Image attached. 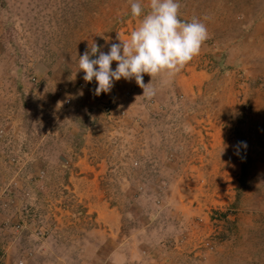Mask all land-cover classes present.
Here are the masks:
<instances>
[{
	"label": "rangeland",
	"instance_id": "1",
	"mask_svg": "<svg viewBox=\"0 0 264 264\" xmlns=\"http://www.w3.org/2000/svg\"><path fill=\"white\" fill-rule=\"evenodd\" d=\"M179 3L209 39L147 98L78 82L130 0H0V264H264V0Z\"/></svg>",
	"mask_w": 264,
	"mask_h": 264
},
{
	"label": "clouds",
	"instance_id": "2",
	"mask_svg": "<svg viewBox=\"0 0 264 264\" xmlns=\"http://www.w3.org/2000/svg\"><path fill=\"white\" fill-rule=\"evenodd\" d=\"M130 3L132 16L142 17L139 26L130 33V39H121L117 33L120 42L111 44L109 52L100 51L92 43L90 52L85 51L79 57V71L85 73L84 81L95 78L98 83L96 95L108 93L114 81L134 78L143 89L142 96L151 98L156 89L151 82L145 85L143 74H148L151 81L162 74L169 79L175 77L200 54L209 39L207 26L199 18L180 19L179 0H149L147 14L140 0H130ZM97 53L98 58H90ZM114 61L117 62L115 70L111 68Z\"/></svg>",
	"mask_w": 264,
	"mask_h": 264
},
{
	"label": "crops",
	"instance_id": "3",
	"mask_svg": "<svg viewBox=\"0 0 264 264\" xmlns=\"http://www.w3.org/2000/svg\"><path fill=\"white\" fill-rule=\"evenodd\" d=\"M179 80H191V79L185 76L182 78L180 77ZM2 118H4V116H2ZM12 126L15 125L12 124ZM212 145L213 148L216 147L217 149L221 150V153L219 154V161L223 166H225V169H223L222 172L223 174L226 173L227 175L228 174L227 171H229V169L232 168L235 169L236 167L238 168L240 166V161L236 157V152L229 150L230 146L232 147V143H231V139H229L227 135L224 136L221 134L220 138L217 136L212 142Z\"/></svg>",
	"mask_w": 264,
	"mask_h": 264
},
{
	"label": "built area",
	"instance_id": "4",
	"mask_svg": "<svg viewBox=\"0 0 264 264\" xmlns=\"http://www.w3.org/2000/svg\"><path fill=\"white\" fill-rule=\"evenodd\" d=\"M84 75H85V73H83V74L80 75V77H79V79H78L79 84H83V83L85 82L84 79H83V76H84ZM70 99H71V97H70L69 95H67L66 98H65L66 102H68ZM106 109H107V110H111V106H110V104H107V105H106ZM1 136H3V130L0 128V137H1ZM205 243H206L207 245H210V244H211L210 240H206ZM18 263H19V264H23V260H22V259H19V260H18Z\"/></svg>",
	"mask_w": 264,
	"mask_h": 264
}]
</instances>
